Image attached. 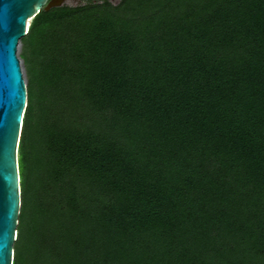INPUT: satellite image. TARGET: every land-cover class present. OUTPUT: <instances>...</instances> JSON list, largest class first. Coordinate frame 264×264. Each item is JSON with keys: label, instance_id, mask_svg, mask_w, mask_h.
Here are the masks:
<instances>
[{"label": "trees", "instance_id": "1", "mask_svg": "<svg viewBox=\"0 0 264 264\" xmlns=\"http://www.w3.org/2000/svg\"><path fill=\"white\" fill-rule=\"evenodd\" d=\"M20 42L12 264H264V0L62 6Z\"/></svg>", "mask_w": 264, "mask_h": 264}, {"label": "water", "instance_id": "2", "mask_svg": "<svg viewBox=\"0 0 264 264\" xmlns=\"http://www.w3.org/2000/svg\"><path fill=\"white\" fill-rule=\"evenodd\" d=\"M63 6V0H0V264H7L5 245L10 242L12 220L15 217L17 228L20 211V177L18 169V145L20 140L23 115L27 103L26 83L18 47L26 35V25L41 11H49ZM21 104L23 105L21 107ZM13 118H18V127H12ZM15 145V173L18 186L17 203L8 207L7 189L11 183V149ZM7 217V230L4 222ZM16 236L13 235L15 242ZM13 263V256L10 264Z\"/></svg>", "mask_w": 264, "mask_h": 264}, {"label": "snow or ice", "instance_id": "3", "mask_svg": "<svg viewBox=\"0 0 264 264\" xmlns=\"http://www.w3.org/2000/svg\"><path fill=\"white\" fill-rule=\"evenodd\" d=\"M22 106L23 105L21 104V107ZM13 119H14V123H13L12 127L15 130V136H16V131H17V127H18V118H13ZM15 145H16V140L14 141V143L12 145V149H11V154H12L11 172L9 173V170L7 168L3 169L5 172H7L12 177L11 183L8 186L7 193H6L8 207H11L13 205V203L14 204L17 203L18 186H17V183H16V179L17 178H16V173H15V159H14V156H15ZM6 218L7 217L5 216V222H4L5 231L7 230V219ZM11 223H12L11 232H10L11 239H10V242L5 245L6 250H7V264H10L11 258H12L13 254H14V243L18 244L19 243V238H20V233L17 232V229H16L15 217L12 220ZM14 234L16 236V241L15 242L13 241V235Z\"/></svg>", "mask_w": 264, "mask_h": 264}, {"label": "rangeland", "instance_id": "4", "mask_svg": "<svg viewBox=\"0 0 264 264\" xmlns=\"http://www.w3.org/2000/svg\"><path fill=\"white\" fill-rule=\"evenodd\" d=\"M104 1H107V2L111 3L112 5L116 6V5H118L120 3L121 0H79V1L68 0L64 4V6L70 7V8H74V7H79V6L86 5L88 3L95 4V3H101V2H104ZM29 25H30V22H28V24L26 25V30L29 28ZM17 55H18V58H19L20 63H21L22 75H23L24 81H25V83L27 85L28 76H27V72H26V66L24 65L23 58H22V45H21V43H20V45L18 47Z\"/></svg>", "mask_w": 264, "mask_h": 264}, {"label": "flooded vegetation", "instance_id": "5", "mask_svg": "<svg viewBox=\"0 0 264 264\" xmlns=\"http://www.w3.org/2000/svg\"><path fill=\"white\" fill-rule=\"evenodd\" d=\"M68 0H63V6H64V4L67 2ZM71 1H73V0H71ZM74 1H79V0H74Z\"/></svg>", "mask_w": 264, "mask_h": 264}, {"label": "clouds", "instance_id": "6", "mask_svg": "<svg viewBox=\"0 0 264 264\" xmlns=\"http://www.w3.org/2000/svg\"><path fill=\"white\" fill-rule=\"evenodd\" d=\"M27 31H28V29H27ZM27 33V32H26Z\"/></svg>", "mask_w": 264, "mask_h": 264}, {"label": "built area", "instance_id": "7", "mask_svg": "<svg viewBox=\"0 0 264 264\" xmlns=\"http://www.w3.org/2000/svg\"><path fill=\"white\" fill-rule=\"evenodd\" d=\"M26 32H27V30H26Z\"/></svg>", "mask_w": 264, "mask_h": 264}]
</instances>
